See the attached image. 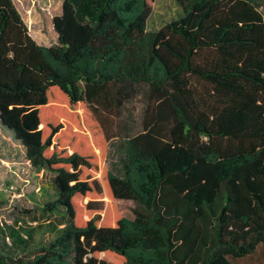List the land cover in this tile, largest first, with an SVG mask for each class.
Masks as SVG:
<instances>
[{
    "label": "trees",
    "instance_id": "1",
    "mask_svg": "<svg viewBox=\"0 0 264 264\" xmlns=\"http://www.w3.org/2000/svg\"><path fill=\"white\" fill-rule=\"evenodd\" d=\"M152 1L64 0L46 47L0 0V126L67 220L38 242L0 224V264H253L264 248L262 4L176 0L149 30Z\"/></svg>",
    "mask_w": 264,
    "mask_h": 264
},
{
    "label": "rangeland",
    "instance_id": "2",
    "mask_svg": "<svg viewBox=\"0 0 264 264\" xmlns=\"http://www.w3.org/2000/svg\"><path fill=\"white\" fill-rule=\"evenodd\" d=\"M22 18L26 22L32 37L46 47L58 41L53 19L62 12L64 0H13ZM264 12V0H258ZM152 13L148 20V29L157 30L164 24L177 19L182 12L176 0H153ZM143 102L141 98L132 100L127 105L125 115L132 113L140 120ZM5 128V129H4ZM0 126V224L20 228L31 232L38 242L42 236H48L46 226L67 223L61 213L45 211L42 200L54 197L53 189L45 182L46 172L36 171L26 157L24 147L13 137L12 131ZM8 130V131H7ZM115 143L107 153L108 165L113 167L118 161ZM118 207L123 214L132 215L136 206L133 200H120ZM253 264L264 263V248L260 246L254 254Z\"/></svg>",
    "mask_w": 264,
    "mask_h": 264
},
{
    "label": "water",
    "instance_id": "3",
    "mask_svg": "<svg viewBox=\"0 0 264 264\" xmlns=\"http://www.w3.org/2000/svg\"><path fill=\"white\" fill-rule=\"evenodd\" d=\"M54 26V25H53ZM55 30V29H54Z\"/></svg>",
    "mask_w": 264,
    "mask_h": 264
}]
</instances>
